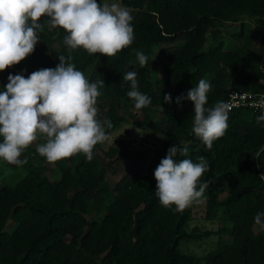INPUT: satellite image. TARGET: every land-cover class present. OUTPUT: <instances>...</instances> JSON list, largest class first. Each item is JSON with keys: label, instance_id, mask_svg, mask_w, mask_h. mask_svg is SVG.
I'll use <instances>...</instances> for the list:
<instances>
[{"label": "trees", "instance_id": "trees-1", "mask_svg": "<svg viewBox=\"0 0 264 264\" xmlns=\"http://www.w3.org/2000/svg\"><path fill=\"white\" fill-rule=\"evenodd\" d=\"M103 5L104 0H98ZM132 9L133 42L115 56L89 55L84 49L71 53L77 70L90 67L88 81L104 80L99 86L97 120L110 136L125 121L121 105L148 117V129L160 138L150 166L133 163L123 169L113 185L106 172L121 151L108 146L104 165L93 150L89 162L83 153L54 163L56 178H50L35 142L22 154L25 174L10 187L0 184V264H264V229L254 222L264 212V122L249 108L228 112L225 134L208 150L193 131L194 102L187 111L164 101L188 93L208 76L211 89L206 108L225 101L230 89L264 91V64L255 52L247 18L260 29L264 47V0H122ZM38 31L40 45L28 56L33 71L55 68L59 55L68 56L62 28ZM237 24L231 35L237 45L226 47L225 26ZM148 57L140 69L136 53ZM0 71V83L10 70ZM137 70L138 90L151 104L137 110L127 96L128 71ZM162 106L161 118L149 109ZM150 116V117H149ZM112 127L107 128V122ZM2 141V137L0 138ZM174 145L187 146V156L198 163L203 156L208 170L200 178L207 182L205 218L222 215L225 226L218 232L230 236L227 243L210 249L203 257L182 252L181 240L197 241L208 235L197 228L187 230L192 209L174 212L156 196L154 171ZM34 153V154H33ZM37 157L39 160H34ZM7 163V162H6ZM225 192L223 198L219 195ZM175 206L173 205V208ZM227 223L229 225H227Z\"/></svg>", "mask_w": 264, "mask_h": 264}, {"label": "clouds", "instance_id": "clouds-1", "mask_svg": "<svg viewBox=\"0 0 264 264\" xmlns=\"http://www.w3.org/2000/svg\"><path fill=\"white\" fill-rule=\"evenodd\" d=\"M49 18L50 28H62L67 35L64 44L68 56L59 55L55 68L33 71L25 77L9 74L4 91H0V159L12 165H23L21 154L38 138L36 151L48 163L83 153L87 161L93 159V149L109 139L101 122L97 120L99 86L104 80L89 82L85 74L70 63L71 53L84 49L89 55L115 56L133 42V19L130 10L118 3L98 0H0V71L19 64L32 54L43 31L42 17ZM139 68L144 69L148 57L136 53ZM137 70L128 71L123 80L130 82L127 96L135 102L137 110L151 104V99L138 90ZM211 85L201 79L187 97L194 102L192 131L211 150L213 142L221 138L228 128V106L217 102L206 108ZM164 101L171 103V94ZM252 107L264 110V98ZM264 122V114L256 117ZM261 126H264L262 124ZM107 122V128H111ZM188 147L174 145L154 171L157 181L156 196L160 204L174 212H183L193 203H200L208 187L200 178L208 170L203 156L198 163L187 156ZM264 178V177H262ZM173 205L175 206L173 208ZM254 222L264 229V212H257Z\"/></svg>", "mask_w": 264, "mask_h": 264}, {"label": "rangeland", "instance_id": "rangeland-1", "mask_svg": "<svg viewBox=\"0 0 264 264\" xmlns=\"http://www.w3.org/2000/svg\"><path fill=\"white\" fill-rule=\"evenodd\" d=\"M104 3L112 4L118 3L121 7L127 8L122 0H104ZM103 3V4H104ZM128 9V8H127ZM130 10V14L133 12ZM41 21L47 26L48 32H54L55 28H50L49 18L42 17ZM248 27L251 31V34L254 38V49L255 52L260 54L262 59V64H264V48L259 40L260 29L258 28L256 22L253 18H247ZM238 30V25L234 24L231 26H225L222 38L225 39L226 47L237 45V40L231 35L232 32ZM38 40L36 45H40ZM30 67L28 62V57L22 60L17 66L13 67L9 74H21L24 68ZM90 67L87 70L82 71L86 78L89 76ZM0 83V91L5 90L7 85L8 76ZM205 80L209 82L208 76ZM183 94L184 97H187V93L177 94L172 98L171 103H167L173 109L187 111L189 109V99H182L180 103H177V97H180ZM162 106H154L149 109V115L157 119L161 118ZM121 113L125 117V121L117 128L110 136L107 141L104 143H98L94 147V151L98 159L105 165L107 163V158L104 154L108 146H116L119 151H121L120 157L113 162L110 169L106 172V180L110 185H113L117 178L121 175L124 168L130 166L133 163H141L147 168L150 166L155 155V148L159 140V136H153L149 133L148 129L142 128L141 124H147L148 117L141 114L140 112L135 111L130 106L121 105ZM149 116V117H150ZM1 138V137H0ZM45 141L42 138H38L35 142V150L38 144L44 143ZM39 154L37 151H35ZM34 154V153H33ZM34 160H39L35 157ZM43 163L46 166V171L50 178L56 176V172L53 169L54 163H48L43 157ZM262 173L264 177V167H262ZM25 174L23 168H15L10 166L8 163L0 159V184H5L10 187H13L21 177ZM57 177V176H56ZM55 177V178H56ZM225 192H222L219 195V198H223ZM205 206L206 200L205 196L202 197L200 203H193L190 208L193 212V218L187 226V230L197 228L199 232H208V235L197 241H187L181 240L178 248L182 252L192 253L199 257H203L210 249L217 247L218 245L227 243L230 240V236L224 232H218L219 228L225 226V221L222 215H219L214 220H208L205 218ZM227 225H229L227 223Z\"/></svg>", "mask_w": 264, "mask_h": 264}, {"label": "built area", "instance_id": "built-area-1", "mask_svg": "<svg viewBox=\"0 0 264 264\" xmlns=\"http://www.w3.org/2000/svg\"><path fill=\"white\" fill-rule=\"evenodd\" d=\"M264 98V91L261 93L230 89L224 103L228 106V112L237 108H249L253 112L264 114V110L252 107L254 102Z\"/></svg>", "mask_w": 264, "mask_h": 264}, {"label": "crops", "instance_id": "crops-1", "mask_svg": "<svg viewBox=\"0 0 264 264\" xmlns=\"http://www.w3.org/2000/svg\"><path fill=\"white\" fill-rule=\"evenodd\" d=\"M262 48H264V47L262 46Z\"/></svg>", "mask_w": 264, "mask_h": 264}]
</instances>
